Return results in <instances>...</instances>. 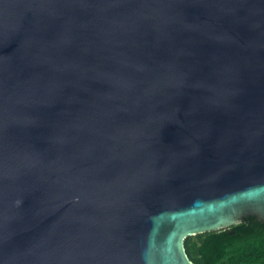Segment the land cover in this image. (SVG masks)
I'll return each mask as SVG.
<instances>
[{
	"label": "water",
	"instance_id": "95a60500",
	"mask_svg": "<svg viewBox=\"0 0 264 264\" xmlns=\"http://www.w3.org/2000/svg\"><path fill=\"white\" fill-rule=\"evenodd\" d=\"M264 222V0H0V264H194Z\"/></svg>",
	"mask_w": 264,
	"mask_h": 264
},
{
	"label": "trees",
	"instance_id": "16d2710c",
	"mask_svg": "<svg viewBox=\"0 0 264 264\" xmlns=\"http://www.w3.org/2000/svg\"><path fill=\"white\" fill-rule=\"evenodd\" d=\"M194 264H264V222L255 217L218 231L185 240Z\"/></svg>",
	"mask_w": 264,
	"mask_h": 264
}]
</instances>
